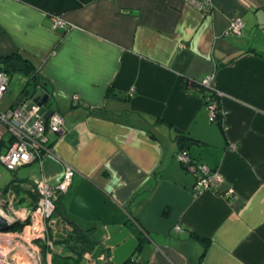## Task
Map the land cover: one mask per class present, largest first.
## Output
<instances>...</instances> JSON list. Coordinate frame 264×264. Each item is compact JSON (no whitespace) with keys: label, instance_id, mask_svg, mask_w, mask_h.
<instances>
[{"label":"crops","instance_id":"0c3cea01","mask_svg":"<svg viewBox=\"0 0 264 264\" xmlns=\"http://www.w3.org/2000/svg\"><path fill=\"white\" fill-rule=\"evenodd\" d=\"M211 2L205 16L183 0H0V60L29 65L6 73L0 110L36 75L28 89L48 95L41 111L63 117L52 154L0 164V191L14 190L23 216L32 181L55 187L72 169L57 207L93 243L66 253L72 264H264V0ZM54 16L65 27L52 29ZM209 75L215 123L206 91L183 86ZM181 137L191 160L220 173L216 187L193 190ZM12 141L0 127V155Z\"/></svg>","mask_w":264,"mask_h":264},{"label":"built area","instance_id":"2783aa9c","mask_svg":"<svg viewBox=\"0 0 264 264\" xmlns=\"http://www.w3.org/2000/svg\"><path fill=\"white\" fill-rule=\"evenodd\" d=\"M183 1L194 6L202 15H210L213 11L211 0ZM65 25L62 17H52V29L63 28ZM242 27L241 18L235 17L230 21L229 32L239 33ZM211 81V75L205 76L196 82V87L206 91L207 95L203 100L208 120L215 123L221 111L218 95L212 88ZM26 82L27 80L24 84ZM8 84V75L0 70V99L6 92ZM25 97L14 106L4 111L0 110V127H5L13 140L7 151L0 155V164L9 171L25 166L35 158L40 159L44 155L52 154L50 138L59 134L63 124V117L59 112L54 111L45 119L42 107L32 102L30 94ZM176 157L181 166L194 175L195 192L214 188L222 181L218 171L194 162L185 150L179 151ZM71 178L72 169L66 167L55 187L42 180L32 181L31 191L36 201L23 216L19 215L16 209L18 198L14 190L9 188L0 191V215L9 222V226L16 222L24 224L20 231H0V264H42V256H45L48 263L52 254H62L61 247L55 245L54 241L66 236L71 229L61 216L56 214L55 203L58 194L68 190ZM175 230L180 232L181 228L176 226Z\"/></svg>","mask_w":264,"mask_h":264},{"label":"trees","instance_id":"16d2710c","mask_svg":"<svg viewBox=\"0 0 264 264\" xmlns=\"http://www.w3.org/2000/svg\"><path fill=\"white\" fill-rule=\"evenodd\" d=\"M0 61H2L3 66L0 67V70L11 74L14 70H25L29 68V65L27 63H24L25 61L21 60L20 58L16 56H9L2 58ZM22 65V66H21ZM37 79L36 75H31L29 79L27 80L25 87L23 88L24 95L32 94L30 89L28 87L34 85L36 86ZM183 86L186 90H189L193 87H196V82L185 80L183 83ZM199 90L204 91L197 87ZM41 95V94H40ZM207 95L206 93L203 94V97ZM212 95V94H210ZM15 105V104H14ZM13 105V106H14ZM188 138L181 137L178 140L179 143V151L184 150V146L186 145V141ZM31 189V185H30ZM59 196V194H58ZM36 198V197H35ZM58 197L57 201L55 203V212L57 215H60L61 218L65 221L66 225L70 227L71 231L66 236H62L57 241H54V244L57 246H60L62 249V253H72L76 256L84 255L85 253H90L93 248V243L90 238V235L88 234V230H83L79 226H76L74 223H72L67 217L64 215V212L62 210L59 211V208L57 207ZM24 224L21 222H16L9 226L8 231H20L23 228ZM133 232L137 235V238H140L141 231L138 228H132ZM56 254L54 253L53 259ZM54 264H57L55 260H53ZM123 264H138L132 259H129L125 261Z\"/></svg>","mask_w":264,"mask_h":264},{"label":"water","instance_id":"95a60500","mask_svg":"<svg viewBox=\"0 0 264 264\" xmlns=\"http://www.w3.org/2000/svg\"><path fill=\"white\" fill-rule=\"evenodd\" d=\"M36 91H34L31 94L32 102L33 103H36L38 106L42 107L43 105H45L47 103V101H48V95L47 94L40 95ZM35 94H37V95H35ZM50 114H51V111H47L44 114V118L47 119ZM8 228H9V222L0 215V231H7Z\"/></svg>","mask_w":264,"mask_h":264},{"label":"rangeland","instance_id":"374dc122","mask_svg":"<svg viewBox=\"0 0 264 264\" xmlns=\"http://www.w3.org/2000/svg\"><path fill=\"white\" fill-rule=\"evenodd\" d=\"M19 78V76L17 75V74H14V75H12V80H17ZM31 95V94H30ZM35 95H37V94H35ZM48 104V103H47ZM4 167V166H3ZM57 250V249H56ZM54 255V254H53ZM58 255V254H57ZM56 255V256H57ZM54 256L55 257V259H56V262H57V264H66V263H68V264H72V261L69 259V258H66V256H65V254L64 253H62V254H60L59 256ZM52 257V256H51ZM42 258H43V260H42V264H54L53 262H51L50 261V259H49V262L47 263L46 262V259H45V256H42Z\"/></svg>","mask_w":264,"mask_h":264},{"label":"bare ground","instance_id":"6f19581e","mask_svg":"<svg viewBox=\"0 0 264 264\" xmlns=\"http://www.w3.org/2000/svg\"><path fill=\"white\" fill-rule=\"evenodd\" d=\"M17 103V102H16ZM52 113V112H51Z\"/></svg>","mask_w":264,"mask_h":264}]
</instances>
